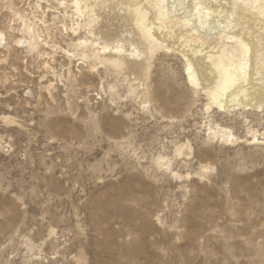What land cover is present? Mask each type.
Here are the masks:
<instances>
[{"label":"rangeland","instance_id":"1","mask_svg":"<svg viewBox=\"0 0 264 264\" xmlns=\"http://www.w3.org/2000/svg\"><path fill=\"white\" fill-rule=\"evenodd\" d=\"M13 1L43 40L15 45L0 2V264H264V107L205 109L184 59L160 50L143 111L110 95L102 68L45 44L74 41L69 0ZM216 124L238 139L208 138Z\"/></svg>","mask_w":264,"mask_h":264},{"label":"bare ground","instance_id":"2","mask_svg":"<svg viewBox=\"0 0 264 264\" xmlns=\"http://www.w3.org/2000/svg\"><path fill=\"white\" fill-rule=\"evenodd\" d=\"M0 2L14 16L9 27L19 35L15 45L36 52L43 40L36 22L13 0ZM57 2L64 7L67 1ZM67 4L71 22L69 26L64 22L66 5L61 27L76 35L74 41L70 39L64 48L46 40L45 44L68 64L80 60L91 70L102 68L112 75L107 88L113 98L119 99L118 88H123L129 99L149 111L151 62L165 50L184 59L188 82L207 98L205 109L214 106L231 114L264 107V0H69ZM2 45L5 34L0 30ZM260 134L264 139V132ZM206 135L223 143L238 139L231 128L218 124L208 125ZM258 141L255 131L251 143ZM189 153L187 141L174 148L173 156ZM171 160L159 156L156 164L180 178Z\"/></svg>","mask_w":264,"mask_h":264},{"label":"snow or ice","instance_id":"3","mask_svg":"<svg viewBox=\"0 0 264 264\" xmlns=\"http://www.w3.org/2000/svg\"><path fill=\"white\" fill-rule=\"evenodd\" d=\"M205 171H207V169H205Z\"/></svg>","mask_w":264,"mask_h":264}]
</instances>
